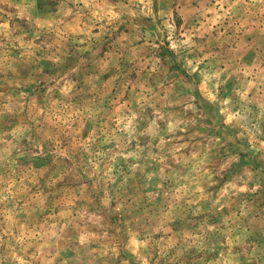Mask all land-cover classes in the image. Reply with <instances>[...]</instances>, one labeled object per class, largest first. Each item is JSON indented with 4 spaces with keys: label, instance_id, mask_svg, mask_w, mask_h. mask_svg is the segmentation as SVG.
<instances>
[{
    "label": "rangeland",
    "instance_id": "rangeland-1",
    "mask_svg": "<svg viewBox=\"0 0 264 264\" xmlns=\"http://www.w3.org/2000/svg\"><path fill=\"white\" fill-rule=\"evenodd\" d=\"M0 264H264V0H0Z\"/></svg>",
    "mask_w": 264,
    "mask_h": 264
}]
</instances>
